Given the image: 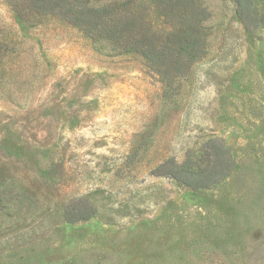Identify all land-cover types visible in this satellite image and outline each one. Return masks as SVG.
<instances>
[{
    "label": "rangeland",
    "instance_id": "obj_1",
    "mask_svg": "<svg viewBox=\"0 0 264 264\" xmlns=\"http://www.w3.org/2000/svg\"><path fill=\"white\" fill-rule=\"evenodd\" d=\"M198 2L205 39L178 71L64 16L23 27L0 0V166L32 192L18 235L0 216V264H264V28L245 29L232 0ZM156 14L155 31L180 23ZM218 153L209 189L162 175ZM88 196L109 216L45 213Z\"/></svg>",
    "mask_w": 264,
    "mask_h": 264
},
{
    "label": "trees",
    "instance_id": "obj_2",
    "mask_svg": "<svg viewBox=\"0 0 264 264\" xmlns=\"http://www.w3.org/2000/svg\"><path fill=\"white\" fill-rule=\"evenodd\" d=\"M6 1L17 22L23 27L24 23L28 27L55 15L64 16L72 25L81 28L93 42H114L126 52L139 54L147 62L148 68L169 60L179 71L202 49L205 39L201 26L203 10L198 0H150L149 5L143 3L141 6L135 0ZM232 1L235 5V18L245 29L259 26L264 28V4L261 0ZM152 9L157 13L156 16L165 20L164 24L172 14L176 15L180 23L172 29L162 26L155 31L151 23ZM209 157L206 156V166H202L201 159L196 162L189 158L180 164L168 161L162 165V175L191 190L209 189L218 182L226 166L222 160L224 157H220L219 153L215 154L211 162ZM52 169L41 174L47 184L55 182ZM7 179L5 170L0 166V216L6 222L4 229H11L18 235L21 223L25 220L20 217L23 211L21 200L27 197L30 199L32 192L24 186L6 184ZM88 197L76 203L56 202L46 207L45 213L66 224L94 218L102 220L109 216L103 204H98L96 198Z\"/></svg>",
    "mask_w": 264,
    "mask_h": 264
}]
</instances>
